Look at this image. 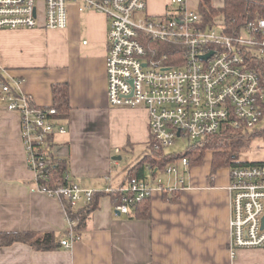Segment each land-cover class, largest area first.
Returning a JSON list of instances; mask_svg holds the SVG:
<instances>
[{
  "label": "crops",
  "instance_id": "crops-1",
  "mask_svg": "<svg viewBox=\"0 0 264 264\" xmlns=\"http://www.w3.org/2000/svg\"><path fill=\"white\" fill-rule=\"evenodd\" d=\"M166 7L167 0H149L153 14ZM68 13L65 29L44 27L42 12L40 27L0 29V71L7 80H20L19 92L37 106L54 105L53 86L68 85L69 117L60 119L68 132L54 136L53 151L69 158L71 180L102 192L123 185L146 154L137 162L133 155L150 149L149 111L109 106L107 16L79 1L68 3ZM124 156H131L126 164L120 162ZM211 160L190 168L178 201L155 187L147 218L120 213L111 196L101 195L84 226L74 220L79 239L72 248L41 251L15 242L0 247V264H264V249L232 254L230 167L212 174ZM151 164L145 163L141 177L153 180ZM85 205L80 201L73 209ZM70 220L63 201L40 190L27 162L21 116L0 100V232H54L59 243L69 236Z\"/></svg>",
  "mask_w": 264,
  "mask_h": 264
},
{
  "label": "built area",
  "instance_id": "built-area-1",
  "mask_svg": "<svg viewBox=\"0 0 264 264\" xmlns=\"http://www.w3.org/2000/svg\"><path fill=\"white\" fill-rule=\"evenodd\" d=\"M108 18L107 96L111 108L144 107L149 111V127L154 148H167L180 137L191 142L219 133L230 125L236 129L258 126L263 118L264 11L249 20L238 33L203 23L200 9L190 0H167L166 11L153 14L149 0H0V29H65L69 23L68 3ZM264 6V5H263ZM155 42L171 44L174 53L159 51ZM150 45V46H149ZM210 54L205 58L206 55ZM21 81L0 80V100L21 116V130L27 162L37 182L48 167L49 137L68 132L56 117L54 105L37 106L30 96L19 92ZM55 142V141H54ZM120 149H115L119 153ZM165 166L151 164L153 180L128 178L113 194L116 210L130 214L155 187L172 192L186 187L190 163L180 157ZM241 160H239L240 162ZM238 162V163H239ZM242 162V161H241ZM160 175L168 176L164 181ZM46 176V175H45ZM109 180V176L105 177ZM41 191L66 199L73 206L92 201L97 191L74 180L50 188L38 182ZM231 219L230 247L264 249V163L247 162L230 167ZM71 221L69 236L60 241L66 249L79 239Z\"/></svg>",
  "mask_w": 264,
  "mask_h": 264
},
{
  "label": "trees",
  "instance_id": "trees-1",
  "mask_svg": "<svg viewBox=\"0 0 264 264\" xmlns=\"http://www.w3.org/2000/svg\"><path fill=\"white\" fill-rule=\"evenodd\" d=\"M264 0H225L223 8L218 9L212 4V0H199L198 8L203 19V23L208 26L216 25L214 18L217 15L223 16L224 31L230 34L238 33L242 30L245 24L259 16L264 11ZM263 6V7H262ZM160 47L159 51H168L170 54L174 53V48L171 44L155 42ZM150 46V45H149ZM264 74V65H261ZM0 80L8 81L0 71ZM53 96L58 114V119H66L70 112L69 87L67 84H55L53 86ZM263 117H264V98L262 100ZM263 119V118H262ZM258 137L264 138V127L258 128H239L236 129L229 124L222 127L221 131L215 135H211L201 140L195 141L189 148L188 152L181 155H170L164 153V149H154V142L150 141V150L153 154L159 156L154 158L153 154H146L142 160L130 169L129 178L144 176L145 163L152 162L156 165L165 166L178 157H187L190 167H196L203 164L207 158V151H212V174L219 168L238 166L247 164V162L240 161V155L246 151L251 143ZM49 144L45 147L47 151L48 167L38 182L46 184L50 188L66 184L69 180V158H63L54 154L53 148L55 142L53 137H49ZM239 162V163H238ZM255 163V162H254ZM264 163V161H260ZM46 175V176H45ZM101 195H109L113 199V194H106L105 192H97L92 201L78 210L73 209V205L66 199H62L67 215L72 220H77L78 228L86 224V220L90 214L98 207V200ZM165 198L171 201H178L180 198L179 191L163 192ZM150 197L144 199L141 203L134 206L133 218H147L149 216V208L146 202ZM15 242H23L30 244L37 250L50 251L55 250L61 244L58 243L57 236L54 232L35 233L32 231L22 232H0V247L13 244ZM61 246V245H60Z\"/></svg>",
  "mask_w": 264,
  "mask_h": 264
},
{
  "label": "rangeland",
  "instance_id": "rangeland-1",
  "mask_svg": "<svg viewBox=\"0 0 264 264\" xmlns=\"http://www.w3.org/2000/svg\"><path fill=\"white\" fill-rule=\"evenodd\" d=\"M190 3L192 6L197 7L199 5V0H190ZM38 4L40 9L43 7V2L42 0H38ZM212 4L213 6H215L218 9H221L224 7L225 5V0H212ZM42 10V9H41ZM150 11L152 12V10L150 9ZM216 25H214V30L216 31V33H221L222 28H223V16L222 15H217L214 18ZM264 127V117L261 120L260 124H258V128H263ZM194 142H191L188 138L185 137H180L178 138L177 141H175L174 144H172L171 146H168L167 148L164 149V153L166 154H172V155H181V154H185L186 152H188L189 148L193 145ZM155 149V148H154ZM145 154H150V149L149 148H142V152L138 153L136 152L133 155V159L135 160L136 157H138L136 159V162L142 158ZM155 157H159L156 154H154ZM212 155V151H207V157ZM241 157L243 158H250V159H264V138L263 137H258L256 138L250 145V147L248 149H246V151L242 152ZM131 158V156H124V158L122 159V161H120L122 164H126L129 159ZM135 157V158H134ZM172 163H176L178 164L179 167H183L179 157L174 160L171 161ZM125 171V170H124ZM127 171L123 172L126 173ZM148 176H152V173L150 170H148ZM160 177H162L164 179V181H168V176H164V175H160Z\"/></svg>",
  "mask_w": 264,
  "mask_h": 264
},
{
  "label": "water",
  "instance_id": "water-1",
  "mask_svg": "<svg viewBox=\"0 0 264 264\" xmlns=\"http://www.w3.org/2000/svg\"><path fill=\"white\" fill-rule=\"evenodd\" d=\"M209 55H210V54L206 55L205 58L208 57ZM118 158L121 159L122 157H118Z\"/></svg>",
  "mask_w": 264,
  "mask_h": 264
},
{
  "label": "bare ground",
  "instance_id": "bare-ground-1",
  "mask_svg": "<svg viewBox=\"0 0 264 264\" xmlns=\"http://www.w3.org/2000/svg\"><path fill=\"white\" fill-rule=\"evenodd\" d=\"M263 7V6H262Z\"/></svg>",
  "mask_w": 264,
  "mask_h": 264
}]
</instances>
